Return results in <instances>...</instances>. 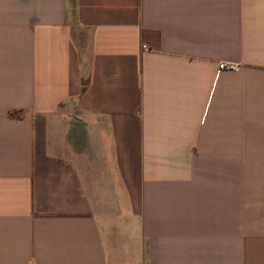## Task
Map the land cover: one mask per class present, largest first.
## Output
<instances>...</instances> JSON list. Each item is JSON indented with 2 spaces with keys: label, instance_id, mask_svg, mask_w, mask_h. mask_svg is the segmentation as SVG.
I'll return each mask as SVG.
<instances>
[{
  "label": "crops",
  "instance_id": "obj_1",
  "mask_svg": "<svg viewBox=\"0 0 264 264\" xmlns=\"http://www.w3.org/2000/svg\"><path fill=\"white\" fill-rule=\"evenodd\" d=\"M0 264H264V0H0Z\"/></svg>",
  "mask_w": 264,
  "mask_h": 264
},
{
  "label": "built area",
  "instance_id": "obj_2",
  "mask_svg": "<svg viewBox=\"0 0 264 264\" xmlns=\"http://www.w3.org/2000/svg\"><path fill=\"white\" fill-rule=\"evenodd\" d=\"M218 68L219 69H224V68H227V69H234L235 66L233 64H224V63H220L218 65Z\"/></svg>",
  "mask_w": 264,
  "mask_h": 264
}]
</instances>
